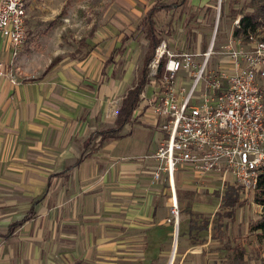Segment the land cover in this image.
Here are the masks:
<instances>
[{"label":"crops","instance_id":"1","mask_svg":"<svg viewBox=\"0 0 264 264\" xmlns=\"http://www.w3.org/2000/svg\"><path fill=\"white\" fill-rule=\"evenodd\" d=\"M233 1L226 0L231 12ZM157 2L174 5L155 18L158 35L170 50L186 51L184 46L199 37L200 51H208L211 42L201 45L199 27L214 21L215 0H154L140 20ZM138 29L146 33L140 24ZM234 30L225 28L224 45ZM124 39L129 40L123 44ZM124 39L98 41L96 29L87 40L90 54L76 59L69 54L47 76L0 77V264H154L167 257L171 188L165 175L154 184L155 162L142 160L158 150L163 124L150 108H140L142 96L151 99L156 91L151 77L125 136L89 151L77 164L89 135L114 127L122 99L143 67L147 47L136 73L125 62L119 74L127 43L134 41ZM12 52L6 42L0 44V61L9 70ZM217 65L230 67V61L221 56ZM181 168L176 177L183 188V181L194 191L204 185L193 168ZM214 177L219 176L204 180ZM177 200L182 206L178 195ZM31 212L9 235V228Z\"/></svg>","mask_w":264,"mask_h":264},{"label":"built area","instance_id":"2","mask_svg":"<svg viewBox=\"0 0 264 264\" xmlns=\"http://www.w3.org/2000/svg\"><path fill=\"white\" fill-rule=\"evenodd\" d=\"M219 18L220 7L205 53L173 52L169 43L162 41L150 66L156 91L151 99L142 96L140 108H150L167 133L158 150L142 160L155 162L154 184L168 175L176 225L179 204L175 174L179 168L190 166L199 180L216 174L223 186L231 178L244 191L256 192L264 167V42L251 37L244 44L232 38L220 52L230 61V67L210 68L216 55ZM27 22L26 0H0V44L10 46L13 60L29 40ZM234 25L239 27L240 18ZM163 59L165 72L156 81ZM0 77H9L8 67L1 61Z\"/></svg>","mask_w":264,"mask_h":264},{"label":"rangeland","instance_id":"3","mask_svg":"<svg viewBox=\"0 0 264 264\" xmlns=\"http://www.w3.org/2000/svg\"><path fill=\"white\" fill-rule=\"evenodd\" d=\"M153 1L26 0L29 41L20 48L18 57L12 60L13 65L10 70L8 69V75L11 78L16 77L19 81L26 77L41 76L56 56L67 57L75 52L82 39L90 37L93 28L97 29L98 41L105 39L114 44L125 37L134 38V41L127 43L126 53L122 58L124 65L118 69V72L121 75L128 62L131 66L129 70L136 73L141 68L147 47L145 34L143 30L138 29V23L141 15ZM238 1L241 7L244 0ZM220 3L221 0H215L212 4L216 9L213 15L214 21L209 20L211 25L199 27L201 45L208 46L209 41L212 40L211 34L216 26L215 20L221 7ZM222 3L223 9L220 11L222 15L215 46L216 55L212 57L210 68L215 67L222 56L220 52L226 39L225 28L228 25L235 26V17L229 11L226 0ZM209 18H211L210 12ZM255 38L259 41L264 38V27ZM89 42L93 44V41ZM182 44L183 41L179 43L180 46ZM184 48L186 51L199 52V37L192 44L189 41ZM91 52L89 48H84L79 57H84ZM110 114L114 117L115 112ZM159 135L161 139L167 140V133L163 131V128L159 129ZM180 172L184 174L186 170L181 168ZM165 176L168 183L166 187L170 189L168 175L165 174ZM176 176H179V172L175 174L176 195L179 199L184 197L185 204L179 207L178 229L170 209L172 229L168 246L165 248L168 254L154 264H171L173 259V264H261L264 253L259 249L256 234L251 228L263 213L261 206L255 203V192L244 191L231 178L223 186V180L220 177L206 178V180L203 178L204 185L194 191L186 187L188 181H183L185 183L183 188ZM230 187L239 188L240 198L244 203L229 209L233 211V217L227 218L225 215L228 209L221 208V204L222 197ZM166 199L169 201V196ZM190 211L196 213V217H192ZM217 213L219 215L216 217ZM192 218L199 229L209 220L208 231L191 230L189 223ZM214 223L219 227L216 238L213 237L215 236ZM176 238L177 248L174 250ZM239 253H243L242 260L239 259Z\"/></svg>","mask_w":264,"mask_h":264},{"label":"trees","instance_id":"4","mask_svg":"<svg viewBox=\"0 0 264 264\" xmlns=\"http://www.w3.org/2000/svg\"><path fill=\"white\" fill-rule=\"evenodd\" d=\"M184 3L186 0H182ZM241 3L238 0H234L232 3V15L237 18L238 16H241L240 18V25L239 27H235L234 30V38L241 40L244 44L249 43L251 37H255L259 34L260 30L264 27V0H244L242 3V6L240 7ZM236 6H239L237 9ZM174 9V5H166L162 2H157L140 20V28L144 27L146 28V40L148 41L147 51L145 53L144 57V63L143 67L141 69V72L138 76L136 84L131 88L126 95L123 97L121 106L117 112L116 115V122L114 127L100 130L97 132H92L88 139L84 143V151L79 158L77 164H80L83 162V160L89 155L87 154L89 151L93 152L94 150H100L102 146L107 141H116L123 138L125 135L123 134L124 129L131 125L132 122L135 120V114L138 110V107L140 105V97L141 94L144 92L149 79H150V66L155 60L157 49L160 47L162 43V39L158 35V31L156 29V22L155 18L159 15L160 11L165 10L170 12ZM223 9V3L221 5V10ZM96 28H93L92 34L89 38H92L94 36ZM86 39H82V41L79 44V50L76 52L70 54L68 57L70 59H76L78 58V55L81 54L83 48H87ZM129 39H124L123 44ZM261 42H264V38L260 40ZM121 51V50H117ZM66 57L63 56H57L54 58L51 62V64L47 67L45 72L43 73V77L50 74L56 67L59 66V64L65 59ZM111 63L114 62L113 59H110ZM165 64L166 60L163 59L159 70L156 75V81H159V79L164 75L165 72ZM98 145V147L95 146ZM240 190L237 187H230L227 189L226 193L222 197V204L221 208H226L227 214L225 215L227 218L233 217V211H229V209H233L236 206L242 205L244 202L240 198ZM255 203L258 206H261L263 208V213L261 215V218L255 222L252 225V231L256 234L257 240L259 242V249L263 251L264 253V167L262 169L261 175L259 177L258 187L255 192ZM180 203H185L184 197L180 198ZM32 212L29 213V215L21 222L12 225L9 228V235H12L24 222L28 221L32 217ZM190 215L192 217H196V213L193 211H190ZM219 215L217 213L216 217ZM198 216V214H197ZM204 222V221H203ZM216 222V221H214ZM209 223L210 221L207 220L205 225L203 224L202 227L197 228L195 220L192 218L190 220L189 226L191 230H198V231H208L209 229ZM222 226V224H221ZM218 224H213V230L216 233H218ZM242 252V251H241ZM243 253H239V259L242 260ZM261 264H264V257L261 260Z\"/></svg>","mask_w":264,"mask_h":264},{"label":"water","instance_id":"5","mask_svg":"<svg viewBox=\"0 0 264 264\" xmlns=\"http://www.w3.org/2000/svg\"><path fill=\"white\" fill-rule=\"evenodd\" d=\"M176 228L178 229V225L176 226ZM176 248H177V238H176V240H175V248H174V250H176ZM174 257V256H173ZM173 262H174V259H173V261L171 262V264H173Z\"/></svg>","mask_w":264,"mask_h":264}]
</instances>
